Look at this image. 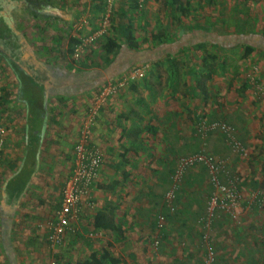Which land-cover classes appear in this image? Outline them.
Masks as SVG:
<instances>
[{"label": "crops", "instance_id": "1", "mask_svg": "<svg viewBox=\"0 0 264 264\" xmlns=\"http://www.w3.org/2000/svg\"><path fill=\"white\" fill-rule=\"evenodd\" d=\"M72 1L64 0L61 3L49 0L47 5L55 16L36 19L39 26L45 27V31H35L37 35H33L34 38L38 37L37 44L49 47L55 37L61 36L62 44L67 45V36L73 34L70 28L76 14V1ZM24 3L25 0L20 3L0 0V59L5 80L4 86L0 87V125L6 133L0 160V264H45V222L57 211L62 185L71 172L73 145L85 114L84 105L105 81L127 72L134 64L157 67L165 58L186 55L194 48L192 46L204 45L209 41L231 46L238 41L249 45L248 41L257 39L264 45L263 34L241 27L230 33H208L202 32L206 29L198 26L157 46L132 50L124 45L130 51V57H119L117 54L107 66L75 69L66 66V61L58 58V52L55 54V50L46 52L40 46L38 48L36 41L25 35L20 27L27 17ZM17 32L24 42H16L21 38ZM14 36L17 38L12 42ZM170 63L161 66L164 71L167 68L172 70L165 77L160 76V86L157 84L159 79L152 78L153 75L148 81L150 83L141 84L147 95L144 94L142 105L131 104L126 99L127 95L110 98L103 105L96 131L91 134L89 142L100 150L101 155L103 153L100 172L107 171L106 180L115 175L117 177L122 167L127 172L122 170L119 177L123 185L117 190L109 183L98 184L96 193L104 191L106 197L99 203L97 201V211H104L111 217L118 230L93 227L101 235L96 243L76 233H69L70 228L77 229L91 215L90 210L84 208L88 206L81 205L80 215H77L80 224L75 219L77 224L72 223L65 232L61 248L50 251L51 255L60 259L61 264H82L89 254L99 255L103 250L119 258L118 264H123V259L126 264H145V256L163 264H196L199 263L201 238L208 239V236L215 245L214 253L218 261L226 263L231 258L248 257L249 244L243 238L233 244L229 235L227 237L229 223L226 219L229 216L215 211L210 225H204L202 218L206 217V201L211 190L204 164L195 163L186 168L184 183L175 191L169 205L173 210L165 203V194L172 185L173 168L184 152L185 113L192 111V117L196 116L195 122L199 118L224 120L235 128L237 137L253 131L250 118L241 116L236 119L241 121L237 122L229 114L230 109L225 113L216 109L212 98L208 97L204 102L200 88L195 91L196 88L191 87L192 92L188 96L185 91L181 92L188 101L190 98L198 105L185 109L174 106L186 99L177 98L179 88L184 86H178L175 81L177 61L172 59ZM191 69V66L188 67L187 72L190 73ZM154 72L155 77H159L156 70ZM166 83L173 85L171 90L167 91ZM157 87L164 90L160 97H153ZM172 93L176 100L168 95ZM137 105L139 107H135ZM256 112L257 119L262 117L257 107ZM193 133L198 137L194 124ZM207 136H217L225 145L224 148L219 143L214 145L218 148L212 151L216 157H225L227 151L231 150L220 133ZM204 146L201 145L195 152L208 155L203 151ZM109 153H114V156L111 157ZM234 158L237 160L236 155ZM147 162L152 166V169H147L148 172L145 171ZM232 163L227 162L226 168L235 174ZM104 176L107 178L106 174ZM220 180H223L221 174ZM255 202L254 198L251 199L248 207ZM86 228L82 224L81 229L84 231ZM245 230L249 231L248 228ZM219 236L224 245L217 240ZM153 241L154 252L151 248Z\"/></svg>", "mask_w": 264, "mask_h": 264}, {"label": "rangeland", "instance_id": "2", "mask_svg": "<svg viewBox=\"0 0 264 264\" xmlns=\"http://www.w3.org/2000/svg\"><path fill=\"white\" fill-rule=\"evenodd\" d=\"M57 1L62 3L64 0ZM73 1H76L74 3L76 14L74 15V23L71 24L72 27L70 28L73 34L67 36L66 46L62 44L64 41L61 36L58 38L55 37L56 39L49 47L37 44L38 37H33V35H37L35 31H45V27L39 26L37 23L36 19H38V17L55 16L45 0H25L23 5H26L27 7L25 11L27 17L25 22L20 23V27L23 29L26 36L30 37L31 40L33 39L36 41L35 44L38 48L40 46L46 52L55 50V54L57 52L59 53L58 58L60 57V60L66 61V66H72L75 69H81L84 67L100 68L110 64L116 54H108L105 52L102 45L108 38H112L114 41H121L123 36L119 33V24H127L131 27V33L135 39L134 42L139 49L153 45L156 41V35H159L161 38L169 37L170 41H172L178 37L179 33L189 32L198 26L206 29L201 30L202 32L207 31L208 33H215V31H217L220 33L226 31V33H230L233 29H238L237 25H241L245 22V26H247L248 29H251L252 32L264 35V0H189V8L183 14L177 10L175 11V6L173 5L171 7L169 5V0H144V4L140 7L137 5L136 0ZM121 7H124L122 13V10L120 11ZM105 19L106 21L104 25L102 21ZM43 24L47 25L45 23ZM70 39L77 41L73 44L71 51L68 46V41ZM209 42L204 43V45L201 44L197 46V44L192 46L194 48H192V50L186 55H181L177 58H165V61L159 62L157 67L150 68L144 65L134 64L129 70H127V72L120 74L112 80L105 81V83L92 93V97L87 100V105H84L85 114L78 133V138H76L78 140L81 137L82 130L84 126H86L88 119H90L89 117H91V120L88 123L90 124L88 135V139L90 140V136H92L91 134L96 131L100 111L110 98L112 99L119 95H127L126 99L128 98L131 104L135 105L136 103H140V105H142V101H144L143 96L144 94L146 95V93L141 84H144L145 82L150 83L148 81L151 80V75L154 76L152 77L154 79H159L160 76L165 77L167 73H170L172 68H167V70L164 71L161 66L171 64L170 61L174 59V61H177L176 65L178 68L175 74V81H177L178 86H184L183 88L175 86L176 88H179L178 99L181 97L185 98L184 94L181 95V92L185 91V94L188 96L191 95L188 94L192 92L191 87H195V91H198L200 88L202 89V95H204L205 98H202L204 102L208 97L212 98L216 109H220L224 113L230 109L228 112L235 120L239 119L241 116L250 118V124L253 131H251L250 134L246 133V135L239 134L241 141L244 143L246 155L240 157L239 155L237 156L235 152L228 150L225 157H216L212 154V151H214L215 148L218 149L215 147V144L219 143L220 146L224 148L225 145H223V141L217 136L196 137L193 133V124L196 120V116L195 118L192 117V111L185 113L186 118L183 121L185 123L186 131L184 152L180 155H189L197 151L201 145H205L203 151H205L210 157L222 159L225 163L233 161L232 164L234 167L232 171L236 172L235 174L239 176V179L242 182V185H240L242 209L236 217L226 219L229 223L227 237L229 235L231 238L230 242L233 244L239 243L240 239L243 238V241L249 244V250L252 242L257 241L260 246L264 243V239H262L264 238V187H262V185L264 186V45L262 44V41L257 39L248 41L250 43L249 45H252L255 49L250 54L244 55L246 44L241 43V41H238L231 46H222L218 41ZM124 55L127 58L131 55L130 51L126 50L125 47L118 53L119 57H124ZM190 66L192 69L191 72L188 73L187 69ZM3 68L2 59H0V87L4 86L5 83L4 75L2 74ZM154 70H156L159 77H155ZM182 72L183 76L181 75ZM108 82L110 84L121 82V85L118 86L113 93H110L102 100L99 92L103 87L108 85ZM157 84L160 86V79ZM172 86L173 85H168L167 83L165 85L167 91L171 90L170 87ZM163 90L164 89L157 87L155 95L152 94V96L160 97V93ZM168 95L176 100L174 93ZM161 97H163V95ZM185 99V102L176 103L174 106H178L179 108L183 107L185 109L198 105L196 101L190 98L189 101L187 98ZM188 102L190 103L188 104ZM125 103H127V100H125ZM130 106L131 105H129V107ZM135 107H139V105ZM256 107L258 108V113L262 115V117H258V119L256 116ZM231 108L235 110H231ZM215 113H218V111H215ZM200 115L206 116V114ZM251 116L253 118H251ZM236 121L240 122L241 120ZM109 155L113 157L114 153H109ZM235 155L237 160L234 158ZM119 161L121 162V160ZM149 164V162L146 163L145 171L147 172V169H152V166ZM120 169L121 171L119 172V175L117 177L115 175V177L113 176L109 180H106L108 179L107 171L106 173H103V171L100 172L99 170L91 192L94 197V205L84 207L90 210L91 214L82 222L87 228L83 231L81 229V224L77 229L73 228L70 230V225H73L72 223L76 225L78 220V224H80V219L76 216L70 220L69 227L67 228V230L70 228L68 230L70 231L69 233H76L77 235L84 237L86 240L88 239V241H95L94 243L100 239L101 235L93 230L92 218L98 209L97 201L99 203L105 199L106 193L104 191L99 192V194L96 193L97 186L99 183H109L112 185V188H116L117 190L118 187L123 185V181H121L119 176L123 171L127 172L126 170H123V167ZM186 172L187 169L183 171L180 182L182 185L184 183L183 179ZM105 174L107 178H105ZM255 183L258 187L255 186ZM257 188L262 191L263 200L260 203H257L255 197L257 191H259ZM253 198L256 202L252 207L251 205L248 207V202ZM55 218L56 210L52 217L45 222L47 234L49 232V223L55 221ZM245 228H248L249 231L245 232ZM241 229L242 232H240ZM251 232L253 233L254 238H250L249 234ZM240 233L246 236H241ZM211 234L214 235L213 232H211ZM216 234H218L217 229ZM217 240L220 243H223L221 242V236H219ZM62 241L61 244H63ZM61 244L58 248H61ZM151 244V248L154 252V241ZM221 248L225 251L224 246L221 245ZM226 249L228 248L226 247ZM263 250L264 248H262V251ZM50 251L51 250L47 246V252L44 258L45 264H48V257L51 255ZM262 251L253 254V251L251 250V253L248 252V257L245 259L236 257L233 258V260L231 258L232 261L229 259L230 262L226 261V263H223L222 261H217L215 264H251V259L256 256H260L258 264H264V253L262 256ZM199 253L198 259L200 263L204 253L202 244L200 245ZM52 255L54 257V254ZM54 259L61 264L60 259H57L56 257H54ZM144 259L145 264H163L161 261H157V259L150 258L149 256H145ZM125 262L126 261L123 259V264H126ZM130 264L132 263L130 262Z\"/></svg>", "mask_w": 264, "mask_h": 264}, {"label": "built area", "instance_id": "3", "mask_svg": "<svg viewBox=\"0 0 264 264\" xmlns=\"http://www.w3.org/2000/svg\"><path fill=\"white\" fill-rule=\"evenodd\" d=\"M140 7L144 0H136ZM105 20L102 23L105 25ZM121 85V82H114L100 90L102 100L104 97L113 93ZM86 126L82 130L81 137L73 146L72 167L69 176L64 181L61 188V199L56 211L55 221L49 223V232L47 234V246L50 250L57 249L61 244L63 235L69 227L70 220L75 218L81 205L93 206L92 187L97 178L102 164V155L100 150L89 142V117ZM195 134L198 137H205L210 133H220L224 141L230 146L232 152L240 157L246 155L245 147L236 135L235 128L224 120H206L199 118L194 123ZM5 143V130L0 126V160L1 153ZM195 163H202L206 166L210 180V194L206 201V217H203L204 225L207 227L215 211L227 216L236 217L241 207L242 197L240 193L239 176L230 173L226 168V163L222 159H213L208 155L198 152L192 155L180 157L177 161L176 169L172 176V185L165 194V203L171 205L175 191L179 188L184 169L193 166ZM223 180H220L219 175ZM256 201L260 203L263 200L262 191H257ZM170 208V206H169ZM173 210V208H170ZM161 220V218H160ZM207 238V237H206ZM204 238V239H206ZM206 253L203 264H210L214 259V249L212 245L206 242ZM48 264H59L53 255H49Z\"/></svg>", "mask_w": 264, "mask_h": 264}, {"label": "trees", "instance_id": "4", "mask_svg": "<svg viewBox=\"0 0 264 264\" xmlns=\"http://www.w3.org/2000/svg\"><path fill=\"white\" fill-rule=\"evenodd\" d=\"M15 1H17V2L19 1V3L21 2V0H15ZM45 2L48 3L49 0H45ZM169 5L171 7L174 5L175 11L177 10L183 14L189 8V0H184V1H182V0H169ZM123 9H124V7L120 8V11L122 10L121 13L123 12ZM0 23H2L1 15H0ZM245 25H246V23L243 22L241 25H237V27L238 28L241 27V28H244L246 30H251V29H247V26H245ZM119 27H120L119 33L121 36H123L121 41H114V39L108 38L106 40V42H104L102 45L105 52H107L108 54L114 53L117 55L122 50L123 45H125V47H127L128 49H132V50H135L138 48L136 43L134 42L135 39L131 33V27L127 24H119ZM155 37H156V41H155V43H153V46H155V45L157 46L159 44H163V43L170 41L169 37L161 38L159 35H156ZM75 42H77V41H75L74 39H70L68 41V46H69L70 51L72 50V46ZM254 49H255V47H253L252 45H245L244 55L250 54ZM238 138L241 141L239 136H238ZM192 154H194V153H191L189 155H192ZM183 156H188V155H183ZM183 156H179L178 159L180 157H183ZM178 159H177V161H178ZM176 166H177V162L173 168V173L176 169ZM187 169H188V167H187ZM185 170L186 169H184V171ZM219 177H220V175H219ZM239 185H242L241 181L239 182ZM255 186L258 187V185H256V183H255ZM100 187H102V185H100ZM262 187H264V186L262 185ZM257 189L259 191H261L259 188H257ZM92 226L95 229H103V230H110V231H117L118 230V228L114 225L111 217H109L104 211H97L94 214ZM249 236H250V238L251 237L254 238V235L252 232L249 234ZM203 239L204 238H201V242H202L201 244L203 246V251L205 250L204 244H206V242L211 244L212 248L215 249L214 243H212L210 241V236H208V239L207 238L204 240ZM262 239H264V238H262ZM262 248H264V243L262 246H260V244L257 241H255V242H252V245H251V248L249 249V252L251 253V250H252L253 251L252 253L255 254L257 252L262 251ZM263 253H264V250L261 252L262 256H263ZM204 257H205V254L203 253L202 260L199 264L204 263ZM217 261H218L217 259L215 260V253H214V259L210 264H215ZM106 262L109 264H118L120 262V260H119V258L112 257L107 250H103L99 255H97L95 253L89 254V256L82 261V264H104ZM258 263H259L258 256L253 257L251 260V264H258Z\"/></svg>", "mask_w": 264, "mask_h": 264}, {"label": "flooded vegetation", "instance_id": "5", "mask_svg": "<svg viewBox=\"0 0 264 264\" xmlns=\"http://www.w3.org/2000/svg\"><path fill=\"white\" fill-rule=\"evenodd\" d=\"M16 34H18V37H19V38L22 36V35H19V33H16ZM16 38H17V37L14 36V37L12 38V40H13L12 42H15L14 39H16ZM20 40H21V38H20V39H17L16 42H18V41H20ZM21 42H22V40H21ZM14 44H15V43H14ZM9 45H10V44H9Z\"/></svg>", "mask_w": 264, "mask_h": 264}, {"label": "water", "instance_id": "6", "mask_svg": "<svg viewBox=\"0 0 264 264\" xmlns=\"http://www.w3.org/2000/svg\"><path fill=\"white\" fill-rule=\"evenodd\" d=\"M18 33V32H17ZM21 40H22V42H24V40H23V37L21 36Z\"/></svg>", "mask_w": 264, "mask_h": 264}]
</instances>
